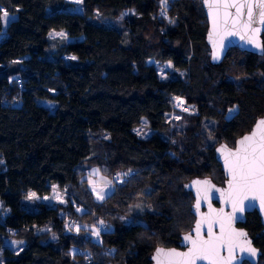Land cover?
<instances>
[{
  "label": "trees",
  "instance_id": "16d2710c",
  "mask_svg": "<svg viewBox=\"0 0 264 264\" xmlns=\"http://www.w3.org/2000/svg\"><path fill=\"white\" fill-rule=\"evenodd\" d=\"M161 5L83 0L78 13L67 0H0V13L13 17L5 31L0 21V264H87L86 257L91 264H152L159 246L141 234L156 233L164 247H177L183 233L172 232L176 212L166 192L140 223L118 222L116 206L130 207L140 190L135 176L150 177L153 191L159 176L181 172L187 178L178 190L192 219L187 184L198 177L224 183L214 149L233 147L264 116V56L234 49L212 66L202 0H168L163 13ZM128 11L133 15L122 28L105 23ZM52 31L69 40L50 38ZM151 61L170 62L185 75L162 80ZM177 98L196 116L180 112ZM177 114L194 125L180 138L171 120ZM143 120L154 132L148 139L135 134ZM96 167L116 184L102 202L84 177ZM70 220L77 223L71 229ZM100 224L106 231L94 239L92 226ZM243 226L262 250V264L260 217L248 215Z\"/></svg>",
  "mask_w": 264,
  "mask_h": 264
},
{
  "label": "snow or ice",
  "instance_id": "6c2138e0",
  "mask_svg": "<svg viewBox=\"0 0 264 264\" xmlns=\"http://www.w3.org/2000/svg\"><path fill=\"white\" fill-rule=\"evenodd\" d=\"M75 2L79 4L82 3V0H75ZM167 2L168 0H162V13L167 10ZM204 4L209 9V16L212 19L213 34L218 35V47L217 41H213L216 49L214 59L219 58V51L224 47L225 36L237 35L238 27L244 30L240 35L241 39H245V35H247L248 43L255 47H261L255 37L264 27V0H204ZM232 9L235 11H231ZM8 17L7 11L0 13V21L7 20ZM55 35L65 36L63 32ZM71 59H75V57H71ZM179 103L182 104L183 101H179ZM238 145L234 152L223 147L219 149L222 154L226 153L225 167L229 172L230 179L225 202L231 204L232 213L225 214L223 209L217 212L209 204V213L201 214V219L196 224V236L186 235L184 237V240L190 244L188 251L178 252L175 249L158 248L153 257L157 264H197L198 261H208V264H231L236 247H240L241 252L256 256L257 251L251 247L250 241H245L247 245L245 247L237 244L234 239V237H246V233L225 232V220L230 223L236 219L235 213L244 211L245 200H258L261 210L264 211V120L258 121L251 135L244 136ZM194 184L206 186L204 199L207 200V192L213 187L210 181L197 180L194 181ZM217 191L220 190L217 189ZM102 192L103 190L97 193V199H104ZM35 195V193H30L29 198H35ZM45 199L48 198L45 197ZM199 209L200 197L198 194L196 203L198 213ZM100 223L103 224V221ZM217 224L221 230L219 236L213 232V227ZM203 225H207V239L201 235ZM93 235L99 236V231L94 230ZM222 249L227 250V258L220 255Z\"/></svg>",
  "mask_w": 264,
  "mask_h": 264
},
{
  "label": "rangeland",
  "instance_id": "374dc122",
  "mask_svg": "<svg viewBox=\"0 0 264 264\" xmlns=\"http://www.w3.org/2000/svg\"><path fill=\"white\" fill-rule=\"evenodd\" d=\"M67 1L75 4V7L73 8V12L83 13L82 3L78 4L75 2V0H67ZM82 2H83V0H82ZM3 11L4 10H2V12ZM132 15H133V13L128 11V12L124 13V15L120 19H118L117 21H115V22L105 21V23H107L111 26L122 28L124 21L128 17H131ZM12 18L13 17L9 15L7 20H3L4 31H5L8 23H9V21ZM96 20H98V18ZM61 32H63V31H52L49 34V37L52 39H64V40L68 39L69 40V38L65 32H63L65 34V36H63V37H61L59 35H55L56 33H61ZM1 38H2V36L0 35V39ZM237 58L239 59V56H237ZM149 63L154 64L157 67L159 77L162 80L170 79V78H173L174 76H179L182 78L185 75L184 72L176 70L170 62L158 64V63L151 61ZM40 103L45 104L43 102H40ZM45 105L51 106L49 104H45ZM236 112H237V108L235 107L234 109L229 111L228 117H231ZM189 116L194 117V116H196V114L195 115H189ZM171 120H173L174 123L177 125L174 134L177 135V137H179V138L184 136L185 132H187L188 129H191L194 126L191 124V122L188 120V118L184 117L181 114L174 115ZM135 134L140 139H148L154 134V132L149 127L147 121L143 120L141 122V124L136 127ZM211 137H212V135H211ZM180 142L181 141L176 140V141H174V145L177 146L181 151ZM206 149H207V145H206ZM132 172H130L128 174H126V173L118 174L116 176V179H117L116 182L122 183L126 177L127 178L130 177ZM214 173L216 174V177H217V172L214 171ZM155 175H157V173ZM84 177L87 178L88 188L91 191V193L93 194L95 200L98 202H102L106 197H108L110 194H112L116 190V184L114 183V180H112L109 177H107L106 175H104L101 172V170L97 167L93 168L89 172H87ZM135 177H136L135 178L136 181L134 182V184H136L138 182L137 186L140 187L139 188L140 190L134 194V196L132 198L133 204L130 207L116 206L117 208L120 209L118 211L120 216L116 217L118 222L123 223L125 225L140 223L139 221L141 219V216L145 212L156 211L158 209V206L156 204L158 195L161 192H166L168 194V197H169V202L172 203L174 210L176 212V223H175V226L173 227L172 232L176 233V234H178L179 232L186 233L187 227H188L187 225L191 224V223L193 225L195 219L194 218L192 219L191 217H189V215H187L188 213H187V210L185 207V200L182 197L183 194L178 190V185H179V183H181V181L184 178H187V177L183 176V174H181V172H177V174L174 178H169V177H165V176L160 177L159 176L161 183L160 182L157 183L158 187L156 188V190H153V191H151L152 188L148 187V185L146 183V182H148L147 179H151L150 177L149 178L143 177L142 173L141 174L138 173V175ZM154 177L157 178L158 175L154 176ZM101 190H103V192H102V194L104 195L103 200L97 199V193L101 192ZM64 193H67V190L64 191ZM192 204H193V202H192ZM79 211H82V209H79ZM113 217L115 218V216H113ZM107 218L110 219V217L108 215H107ZM110 221L113 222V220H111V219H110ZM192 225H191L190 229L192 228ZM92 227H94V225ZM97 237H99V236L94 235L93 238L99 239ZM141 238L143 241L150 242V243L154 244L155 246H165L164 245L165 243L163 242V240L156 233H152L150 231L145 230L141 234ZM13 251L15 253H19L21 251V247H16L13 249ZM118 259L120 261H123V259H124L123 255H120ZM0 262L3 263V255L1 253V251H0ZM262 264H264V261H262Z\"/></svg>",
  "mask_w": 264,
  "mask_h": 264
},
{
  "label": "water",
  "instance_id": "95a60500",
  "mask_svg": "<svg viewBox=\"0 0 264 264\" xmlns=\"http://www.w3.org/2000/svg\"><path fill=\"white\" fill-rule=\"evenodd\" d=\"M202 7H203V10H204V13H205V16L207 19V23H208V30H207V34H206V44H207L209 51H210V64L212 66L221 65L223 63V61L226 59V57L228 56L229 52L231 50H234V49L239 50L243 53H247V54H251V55H255V56H259V57L264 56V40H263L264 27H262V30L259 33H257L256 37H255L256 42L259 43L261 45V47H255L253 44L248 43L247 42V40H248L247 35H245V39H241L240 35L243 34L244 30L240 29L238 27L237 35H226L225 36V38L223 40L224 47L222 50L219 51V58L214 59V52L216 51V49L214 48L213 41L214 40L217 41V47H218V35L213 34L212 19L209 16V9L205 6L204 0H202ZM231 11L234 12L235 10L232 9ZM257 26L260 27L259 25H257ZM260 120H264V116L256 120V122L253 125L250 132L240 136L235 141L234 147H231L227 143H221L215 147V149H214L215 158H216L217 162L219 163V165L221 167V171H222L223 176H224V183L222 185H219L216 182H214V180L211 177L194 178L192 181H190L187 184L186 190L192 194L193 199H194L193 204L190 207V212L195 219L194 223L192 225V228L188 232L183 233L180 236V241H179L177 247H164V246L156 247L150 256V260H151L152 264H157L156 260L153 257L155 256L156 250L158 248H162L165 250L175 249L178 252H187L188 251L190 244L184 240V237L186 235H192L193 237L196 236V233H195L196 224L201 219V214L207 215L209 213V211H210L209 204L211 205V208L215 209L217 212H219L221 209H223L225 214L232 213L231 204L225 202L227 200V191H228L229 179H230L229 172L225 167V154L226 153L222 154L219 151V149H221L223 147L228 151L234 152L237 149V147L239 146L238 142L244 136L251 135L252 131L255 129L257 122ZM197 180H200V181L208 180V181H210L211 185L213 186L211 188V190L207 192V196H208L207 200L204 199L206 186L194 184V181H197ZM217 189H219L220 191H217ZM222 193H223V195H222ZM198 194L200 197L199 213L196 210V203H197ZM254 213H257L258 216L260 217L261 224L263 226V233H264V211L261 210V207H260L258 200H255V201L245 200L244 201V211L242 213L236 212L235 213L236 219H234L230 223L227 220H225V232L226 233H231L234 231V232H244L247 234L246 237H234L237 244L247 247V245L245 244V241H250L251 247L255 248L257 251L256 256H250L247 252H241L240 247H236L235 251L233 253V259L231 260V264H245V263L259 264V262L263 256L262 250L255 246L254 240L250 236L249 231L243 226L247 222L248 215H251ZM213 232L217 236H219L221 234L219 224L214 225ZM201 235L205 239H207V225L202 226ZM220 255L222 257L227 258L228 257L227 250L222 249ZM197 264H208V261H198Z\"/></svg>",
  "mask_w": 264,
  "mask_h": 264
},
{
  "label": "built area",
  "instance_id": "2783aa9c",
  "mask_svg": "<svg viewBox=\"0 0 264 264\" xmlns=\"http://www.w3.org/2000/svg\"><path fill=\"white\" fill-rule=\"evenodd\" d=\"M179 101H182L180 99H177L175 101V107L182 113L186 114V115H195L197 113V109L195 107H190L186 104H184V102L181 104L179 103ZM77 225V223L75 222V220H70L67 223V228L71 229L73 227H75ZM95 230L99 231V235L103 234V232L106 231V226L105 225H94L93 227ZM78 257H84L85 253L83 252V250H78L76 252ZM87 264H91L92 260L90 258H85Z\"/></svg>",
  "mask_w": 264,
  "mask_h": 264
}]
</instances>
